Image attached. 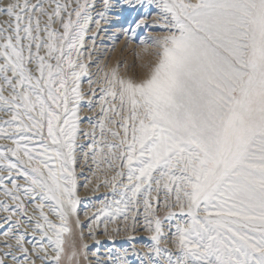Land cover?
I'll list each match as a JSON object with an SVG mask.
<instances>
[{"label": "snow or ice", "instance_id": "6c2138e0", "mask_svg": "<svg viewBox=\"0 0 264 264\" xmlns=\"http://www.w3.org/2000/svg\"><path fill=\"white\" fill-rule=\"evenodd\" d=\"M145 3L159 9L151 25L140 11ZM95 7L96 0H0V112L7 116L0 139L11 140L0 146V264H62L70 218L82 223L78 112L80 78L89 75L72 52L80 54L90 24L99 31L122 18L126 35L165 31L150 37L158 58L145 78L116 68L104 73L98 123L102 137L107 131L118 139L97 141L93 127L83 159L97 169L119 159V170L104 180L119 194L85 213L88 235L95 239L110 224L118 232L130 218L134 227L143 197L150 251L168 264H264V0H100L93 20ZM161 190L165 219L177 215L168 204L173 192L184 217L175 225V261L160 245L165 233L153 201Z\"/></svg>", "mask_w": 264, "mask_h": 264}, {"label": "rangeland", "instance_id": "374dc122", "mask_svg": "<svg viewBox=\"0 0 264 264\" xmlns=\"http://www.w3.org/2000/svg\"><path fill=\"white\" fill-rule=\"evenodd\" d=\"M100 0H96V7L93 10V20L98 19L95 16V12L100 10ZM141 13L146 15L149 25L157 17L159 9L155 5H147L140 9ZM110 18L112 14L110 13ZM6 19L4 16H0V21ZM43 18L41 21L42 27L44 23ZM127 27V24L123 22V18L119 22H113L110 24H103L102 28L97 31L95 23L90 24L89 31L85 36L84 47L80 49V54L77 55L75 51L72 52V58L78 62L87 64L89 75L81 76L80 87L81 91L85 94V99L79 102V128L81 129L78 134V144L83 145V148L77 149V181H78V195L81 197V202L78 205L77 214L81 220V225L77 226L75 220L76 217L70 218L71 234L65 236V255L62 257V264H98L97 257L100 261H105L106 264H114L116 260H120L122 264H168L167 256H156L150 249L155 247V242L151 240L152 232L144 226V205L143 197L140 198L138 210L135 212L136 221L133 227L131 218L128 222V227H121L120 231H114L116 225L110 224L108 232L105 233L103 225L95 231V239L88 235V220L85 213L91 214L96 211L101 202L118 198L119 189L117 193L113 194L110 185L104 184V180L107 177L110 179L119 170L121 161L116 159L114 161V167L109 169L105 165L101 169H97L95 165L91 163L89 158L85 163L83 159V151L87 150V145L92 141V129L95 127V138L97 141H101L103 137H107L109 141H116L118 138L113 137L110 132L105 131L103 137L99 127V120L101 118L100 112V96L102 93L99 91L103 86L104 73H110L114 68L118 69V73L121 76L132 77L136 80L145 78L148 74L150 66L157 60L156 49L150 39L151 36L160 35L164 33V29L147 27L144 29H137L136 34L128 33L127 35L120 31L121 27ZM55 28L62 31V28L57 23ZM97 31L95 38L92 33ZM42 36L45 34L42 32ZM143 41V42H142ZM147 47V51L145 48ZM45 49L41 48V55L45 54ZM35 52V48H33ZM51 63L55 64V60ZM29 67L34 74L36 73V62L33 61ZM93 81L92 88L96 89L95 95L89 91V80ZM71 86V82H69ZM91 98V105L88 103V99ZM71 107V104H70ZM118 119V117H113ZM0 119H7V116L0 112ZM3 126V125H0ZM108 127L116 128L117 126L109 124ZM84 132H88L89 135L85 136ZM44 134L47 135V128L45 122ZM11 144V140L0 139V146ZM32 145H30L31 147ZM104 146V145H101ZM14 159V158H13ZM93 171L96 175L93 176ZM125 174L127 169H124ZM91 180V183L85 187L87 180ZM20 182H23L22 180ZM126 182V176L124 178ZM99 183V189H96L95 185ZM156 192H153V196ZM159 203L153 201V207L156 209L155 215L162 218L163 229L165 235L161 238L160 245L163 248H167L172 253L173 261L176 260L179 255L178 250L174 244L175 237V225L178 221L184 219L179 213V205L175 201V192L169 195L168 204L171 206V210L176 212L177 215L171 220L165 219L169 211L168 207H165L164 197L165 192L161 190L159 193ZM32 204L29 203V209L31 210ZM45 211L48 212L49 218L59 223V218L53 213L49 212L47 207ZM5 213L0 212V219L5 217ZM0 220V226L4 221ZM123 223L122 221L120 222ZM31 231V225H26ZM3 230H6L3 229ZM83 232V238L80 233ZM27 237H30L27 236ZM98 241V243L96 242ZM87 243L88 248L84 249L83 244ZM76 252V256L72 261L68 260V257ZM87 254V260L84 259V254ZM96 253L97 256H93ZM109 257L112 259L109 260Z\"/></svg>", "mask_w": 264, "mask_h": 264}, {"label": "bare ground", "instance_id": "6f19581e", "mask_svg": "<svg viewBox=\"0 0 264 264\" xmlns=\"http://www.w3.org/2000/svg\"><path fill=\"white\" fill-rule=\"evenodd\" d=\"M1 221H3V219ZM26 239L29 240V241H32L33 240V237L30 235V237H26ZM36 264H41V262H40V260L38 258L36 260ZM48 264H51V262H48Z\"/></svg>", "mask_w": 264, "mask_h": 264}]
</instances>
